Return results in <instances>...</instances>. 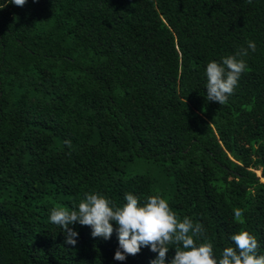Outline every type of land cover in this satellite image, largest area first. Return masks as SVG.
I'll use <instances>...</instances> for the list:
<instances>
[{"label":"trees","instance_id":"obj_1","mask_svg":"<svg viewBox=\"0 0 264 264\" xmlns=\"http://www.w3.org/2000/svg\"><path fill=\"white\" fill-rule=\"evenodd\" d=\"M248 41L227 103L208 101L207 63ZM258 172L264 0H0V264H150L144 246L115 260V231L76 223L64 243L50 211L86 193L159 195L203 225L216 258L241 230L264 255Z\"/></svg>","mask_w":264,"mask_h":264},{"label":"clouds","instance_id":"obj_2","mask_svg":"<svg viewBox=\"0 0 264 264\" xmlns=\"http://www.w3.org/2000/svg\"><path fill=\"white\" fill-rule=\"evenodd\" d=\"M11 3L22 7L26 0H11ZM249 49L255 52L254 41H248L247 48L241 47L234 55L223 57L221 62L213 60L207 63L208 101L220 105L227 103L240 75L246 70L243 57L248 55ZM65 144L71 147L70 140ZM124 200L125 203L117 206L100 193H86L74 210L52 208L50 221L63 228L64 243L72 246L77 243L78 233L70 226L76 223L89 226L94 238L107 240L115 231L119 246L114 259L118 261H124L128 255H137L144 246L158 253L150 264H166L170 249H174L175 254L169 264H264V255H257L258 241L247 230L232 234L230 239L234 246L224 247L220 257L216 258L213 244L205 237L203 225L194 224L188 217L181 221L161 196H148L141 204L136 195L126 193ZM242 215L241 210L234 211L237 220ZM199 238H203V242L197 243Z\"/></svg>","mask_w":264,"mask_h":264},{"label":"rangeland","instance_id":"obj_3","mask_svg":"<svg viewBox=\"0 0 264 264\" xmlns=\"http://www.w3.org/2000/svg\"><path fill=\"white\" fill-rule=\"evenodd\" d=\"M258 175H259V177H260V180L263 181L264 179H263V177L261 176L260 172H258Z\"/></svg>","mask_w":264,"mask_h":264}]
</instances>
